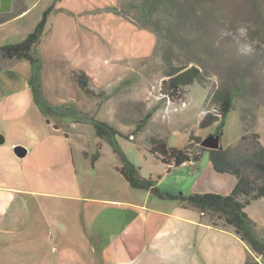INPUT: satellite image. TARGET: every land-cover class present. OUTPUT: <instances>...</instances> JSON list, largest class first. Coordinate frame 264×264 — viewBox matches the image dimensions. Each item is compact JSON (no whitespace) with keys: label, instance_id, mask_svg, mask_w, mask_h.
<instances>
[{"label":"rangeland","instance_id":"374dc122","mask_svg":"<svg viewBox=\"0 0 264 264\" xmlns=\"http://www.w3.org/2000/svg\"><path fill=\"white\" fill-rule=\"evenodd\" d=\"M173 2L179 7L176 12L190 14L191 8L195 17L167 43L162 35L157 37L146 29L143 41L138 39L141 48L137 51V44L128 46L125 31L111 35L108 28L90 30V55L95 64L89 70L91 82L109 86L107 90L90 87L100 94L90 97L73 82L75 91L72 87L70 91L75 92L72 98L78 107L69 102L56 104L51 99L57 92L44 87V82L53 84L52 79L63 74L68 62L89 53V43L84 40L88 31L83 26L67 30L68 46L79 38L82 41L81 47L68 55L61 41L45 56L44 39L39 40L32 52L38 59L41 90L53 105H71L76 112L114 126L120 132L115 135L117 145L137 167L138 176L157 181L161 192L188 195L229 191L231 177L212 169L207 152L199 155L194 165L173 168L149 152L150 142L164 140L168 146H180L194 156L204 147L202 140L216 131L217 122L200 127L204 118L215 113L212 94L228 87L233 91L234 108L222 119L220 145H235L243 132H257L264 145V0ZM80 3L87 4L84 0ZM36 12L25 17L17 29L32 31ZM129 14L137 17L136 10H129ZM102 21L98 18V24ZM115 23L109 25L118 31ZM241 28L246 29V37L239 36ZM18 30L2 27L0 45L21 39ZM116 35L124 39L119 48L111 39ZM245 43L253 45L251 55L241 54ZM118 53L133 58L130 64L114 62ZM167 64L196 65L201 70L199 79L187 87L183 101L177 104L165 97L161 86ZM81 65L85 67V63ZM33 114L31 123L7 124L0 119V134L4 136L0 146L17 143L14 146L27 150L24 156L16 157L21 176L15 172L10 179L21 189L0 195V215L7 221L0 227V264H146V259L139 261L143 247L156 243L155 233L167 227L169 215L185 212L188 204L147 188L132 187L119 172L123 164L119 155L107 139L96 135L92 122L47 116L42 111L39 117ZM246 210L264 229V199L251 202ZM204 217L208 221V216ZM168 249L146 250L158 254ZM190 258L162 254L149 262L195 264Z\"/></svg>","mask_w":264,"mask_h":264},{"label":"trees","instance_id":"16d2710c","mask_svg":"<svg viewBox=\"0 0 264 264\" xmlns=\"http://www.w3.org/2000/svg\"><path fill=\"white\" fill-rule=\"evenodd\" d=\"M172 8V10H170ZM179 7L173 0H118L110 10L124 16L134 24L150 29L158 37L162 35L165 42L171 41L173 34L180 30L186 21L194 20L195 15L180 14L176 12ZM53 9V4L49 5L41 15V18L32 31L17 42H8L0 45L1 58L26 59L31 66L29 83L32 88L33 98L38 107L47 116L57 118L70 117L72 120L78 118L92 122L95 133L99 137L107 139L113 147L121 161L122 166L119 172L126 181L136 188H147L161 197L166 196L178 199L196 209L203 216H208V223L221 228H231L248 245L255 256L247 258L244 264H264V229L258 227L244 211V208L252 201L264 198V145L260 142V135L257 132L247 134L241 133L238 143L232 146L222 147L219 143L217 148L201 147L194 156H190L186 149L168 146L164 140L151 139L149 152L165 165L173 168L180 167L192 160L195 164L198 156L202 152H207L212 169L219 173H228L236 178L234 188L228 194L215 192L192 193L184 195H172L161 192L157 187V181L150 178H140L137 167L128 160L124 152L119 148L115 140V135L120 133L114 126L105 121L90 117L81 113L71 106L53 105L46 100L40 86V74L38 59L33 55V47L39 42L47 17ZM136 10L137 17H132L129 10ZM156 47H154V51ZM201 70L196 65L167 64L165 72L166 78L162 80L161 86L164 89L165 97L173 104L183 101V95L187 87H190L199 79ZM71 81L76 83L78 88L90 97H98L89 86V78L83 71L72 70L69 74ZM233 91L228 87H220L212 94L215 113L213 117H206L201 121L200 127H206L213 122H217L214 135L222 136L220 127L223 125L222 119L230 110L234 108ZM79 113V114H77ZM149 112L146 118L150 116ZM49 122V119L46 118ZM57 127V124L53 125ZM139 124L136 129H139ZM134 132V131H133ZM131 133L133 135L134 133ZM129 135V137L131 136ZM196 143L200 142L195 138ZM193 164V165H194ZM258 257L260 261L256 260Z\"/></svg>","mask_w":264,"mask_h":264},{"label":"crops","instance_id":"0c3cea01","mask_svg":"<svg viewBox=\"0 0 264 264\" xmlns=\"http://www.w3.org/2000/svg\"><path fill=\"white\" fill-rule=\"evenodd\" d=\"M84 1L87 4L82 5L80 0H0V29L2 27L11 26V30H18L17 28L20 26L19 24L22 23L25 17L36 9L37 12L34 14L36 19L35 21H31L33 22L32 26L34 28L39 21L42 12L49 5L53 4V9L50 11L43 29V35L39 39L40 43L44 39L45 56H48V51L50 50L52 52L56 43H60L61 41L64 42L63 50L66 55H68L70 51H73L75 47H81L82 41L80 38L68 46L65 34L67 30L76 31L77 29H81L82 26L88 31L84 35V40L85 43H89L87 46L89 50L91 49L90 30L96 32L100 29H104L106 31L109 30L111 35L120 33V31H125V36L128 37L125 41L128 42V46L135 43V45L137 44V51L139 50V47L141 48V45H138V39L143 41L145 31L149 29L140 27L126 19L124 16L110 10L111 7L116 5L118 0H104L102 2H96L97 0ZM98 18L103 20L100 24H98ZM112 21L117 22L115 24L118 31L115 30V27L111 29L109 24L112 23ZM106 28H108V30ZM30 30L31 29L29 28L22 31L18 30V32L22 34L19 38L22 39L25 37ZM56 34L59 37H56ZM149 37H153V34L150 33ZM111 39L115 41L118 48L121 43L120 41H124V39L120 38L118 35L112 36ZM19 40L12 42H17ZM86 45L87 44H85V46ZM90 54L91 50L89 53L80 55L74 61L72 60V63L68 62L65 70L61 71L63 74L52 79L53 84L50 83V80H48V84L44 82V87H48V90L57 92L56 98L51 99L56 104H65L69 102L77 107L79 105V103L72 98L75 92L70 91L71 87L72 90L75 91L74 86H72L74 83L69 77L72 70L83 71L88 76L89 85L93 89L107 90L109 85L104 87L103 83L98 85L91 82L92 79L89 70L90 68L94 69L95 64L92 62L93 59ZM116 56L117 57L114 62L124 64L126 66L129 65L131 59H133L130 56L128 57L127 54L123 55L118 53ZM133 57L134 59L143 58L142 56ZM103 61H105V59H103ZM82 62L85 63V67H82ZM30 68V63L26 59L0 57V119L5 120L7 124L31 123L34 119L32 116L34 112L37 113L38 117L41 116V111L34 101L32 88L29 83ZM125 73L126 70L115 76L114 79H116V77H121V75ZM96 79H98V77ZM114 79L108 82L106 81V83L108 84ZM67 87L69 88L68 91L65 90ZM62 96H66L68 99H62ZM15 144L17 143H12L9 146H0V195L4 191L13 194L18 189H21L15 186V183H13L10 179L15 172H18L16 175H19V177L21 176L20 166L16 162V157L24 156L27 153V150L24 147L26 150L25 154L19 156L14 151ZM175 147L183 149L180 146ZM204 153L205 152H202L200 155ZM184 165L187 164H183L181 166ZM222 174L231 177L228 178L230 182L229 191H220L215 193L228 194L236 184V178L228 173ZM182 203L187 205L184 202ZM250 204L244 208V211L250 218L255 220V217L246 210L249 208ZM185 209V212L178 211L177 213L169 215V218L166 219V221H168L167 227L164 230H157L155 233V238H158V241L156 243H151L150 247H143L141 255L142 258L139 259V261L146 259V264H152L149 262L151 259L155 262V259L164 254L165 256L175 255L191 257L190 260L195 264H244L248 257L255 256L248 245L238 234L234 232L233 229L210 225L199 210L190 205L185 206ZM188 209L191 210L187 211ZM4 211L5 210H3V212ZM6 223L7 221L5 220L4 215L1 214L0 227L2 225H7ZM167 238L169 239L167 240ZM161 247H168L169 249L158 254H149L146 250L148 248ZM255 258L260 261L258 257Z\"/></svg>","mask_w":264,"mask_h":264},{"label":"water","instance_id":"95a60500","mask_svg":"<svg viewBox=\"0 0 264 264\" xmlns=\"http://www.w3.org/2000/svg\"><path fill=\"white\" fill-rule=\"evenodd\" d=\"M3 141L4 136L0 134V143ZM201 144L206 148H217L219 146V137L217 135H209L202 140ZM14 151L19 156L24 155L26 152L25 148L20 145L15 146Z\"/></svg>","mask_w":264,"mask_h":264},{"label":"clouds","instance_id":"9594fccd","mask_svg":"<svg viewBox=\"0 0 264 264\" xmlns=\"http://www.w3.org/2000/svg\"><path fill=\"white\" fill-rule=\"evenodd\" d=\"M238 34H239V36H241V37H246V36H247V31H246V29L241 28V29L239 30V33H238ZM240 52H241L242 55H251L252 52H253V45L250 44V43H245V44L241 47Z\"/></svg>","mask_w":264,"mask_h":264},{"label":"built area","instance_id":"2783aa9c","mask_svg":"<svg viewBox=\"0 0 264 264\" xmlns=\"http://www.w3.org/2000/svg\"><path fill=\"white\" fill-rule=\"evenodd\" d=\"M189 163L192 165L194 164V162L192 160H190L187 164H189Z\"/></svg>","mask_w":264,"mask_h":264}]
</instances>
